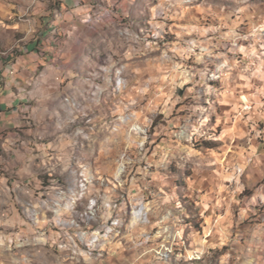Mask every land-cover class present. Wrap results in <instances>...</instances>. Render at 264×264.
<instances>
[{"label": "rangeland", "instance_id": "rangeland-1", "mask_svg": "<svg viewBox=\"0 0 264 264\" xmlns=\"http://www.w3.org/2000/svg\"><path fill=\"white\" fill-rule=\"evenodd\" d=\"M23 3L0 0V59L27 43ZM116 13L93 8L71 90L0 116V264H103L120 249L125 264H264L246 165L264 149V0Z\"/></svg>", "mask_w": 264, "mask_h": 264}, {"label": "crops", "instance_id": "crops-1", "mask_svg": "<svg viewBox=\"0 0 264 264\" xmlns=\"http://www.w3.org/2000/svg\"><path fill=\"white\" fill-rule=\"evenodd\" d=\"M23 4L18 7V10L23 14L25 9L31 16L28 20L30 34L24 36L27 43L22 47L19 46L15 54L2 56L3 58L0 59V116L2 118H16L17 111L30 113L25 112L31 108L28 104V95H36L40 89L50 91L53 87L56 98L60 97L57 93L63 84L64 89H72L71 77L76 71L75 57L81 50L91 51L94 48V42L97 41L86 24L92 15L93 8L110 7L117 10L116 14L124 12L133 14L141 8V0H25ZM116 22V18L110 17L104 24L113 25ZM19 26L20 31H24L25 26L23 24ZM45 94V96H51ZM227 103L231 105L234 102L228 100ZM22 115L25 117L27 114ZM254 148L249 152L251 157L248 156L246 165L250 167L253 165L251 169L256 173L252 172L247 186L252 188L254 184L261 181L262 184L256 190L259 191L258 196L264 198V149L257 152L259 146ZM140 248H135L137 250L135 253L132 252L131 257L135 256L141 250ZM126 249L133 251L128 246ZM124 257L120 249V254L119 252L108 253L104 260L98 261L103 264L114 262V259H117L116 262L121 259L123 264L129 262V258Z\"/></svg>", "mask_w": 264, "mask_h": 264}, {"label": "bare ground", "instance_id": "bare-ground-1", "mask_svg": "<svg viewBox=\"0 0 264 264\" xmlns=\"http://www.w3.org/2000/svg\"><path fill=\"white\" fill-rule=\"evenodd\" d=\"M243 99L245 101H247V98L246 97H243ZM145 215L143 213V209H138L136 215H135V220H134V223H137L139 222L140 220H145ZM108 233V232H107ZM107 233H104V234H101L100 232H98V235L95 237V240L98 241L99 240V237H106ZM100 235V236H99ZM89 241V240H88ZM101 241V240H100Z\"/></svg>", "mask_w": 264, "mask_h": 264}, {"label": "built area", "instance_id": "built-area-1", "mask_svg": "<svg viewBox=\"0 0 264 264\" xmlns=\"http://www.w3.org/2000/svg\"><path fill=\"white\" fill-rule=\"evenodd\" d=\"M246 109H252V104L249 102H243L242 110L244 111Z\"/></svg>", "mask_w": 264, "mask_h": 264}]
</instances>
